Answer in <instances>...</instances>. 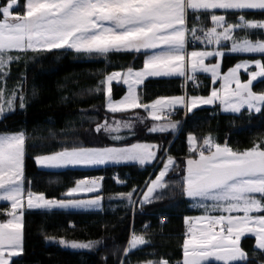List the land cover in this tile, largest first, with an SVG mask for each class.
Masks as SVG:
<instances>
[{
  "label": "snow or ice",
  "instance_id": "obj_1",
  "mask_svg": "<svg viewBox=\"0 0 264 264\" xmlns=\"http://www.w3.org/2000/svg\"><path fill=\"white\" fill-rule=\"evenodd\" d=\"M215 10H223L218 15ZM258 12L264 16V0H4L0 4V81H5L10 66L21 54L72 51L86 57L107 58L110 53L151 52L143 68L128 67L123 74L113 71L94 89L106 95V110L116 114L142 108L153 121L152 133L175 132L180 121L171 119L177 108L190 113L202 105L219 101L224 112L264 114V89L253 91V82H264V60H243L221 74V64H205V60L225 56L222 43L230 53L264 56V19H248ZM210 17L211 26L205 23ZM228 17H235L230 19ZM249 30H259L250 32ZM231 42L230 47L224 42ZM199 42L216 46L213 50H191L189 44ZM254 65V69L249 71ZM248 74L241 82L239 72ZM210 73L212 82L222 81L221 88H212L208 96L191 95L187 82L196 80V73ZM182 77L184 95L160 97L151 103L140 101L136 85L148 77ZM127 85V95L119 101L112 97V83ZM235 84V88L231 85ZM35 95V90H33ZM66 99V98H65ZM17 102L25 107L23 93H10L0 87V120L15 111ZM135 119L143 122L138 115ZM131 120L107 119L98 123L95 131H103L112 140L121 141L123 129H132ZM25 131L0 133V202H10L7 215L11 219L0 223V264H12L11 258L23 250V215L25 209H98L103 196L80 197L81 193H99L103 177L81 179L66 190L63 199L46 198L43 193L25 189ZM189 152L196 158L186 159L182 191L193 201V207L204 214L186 217V239L183 259L177 264H251L249 253L241 247V238H255L254 253L264 251V145L254 144L244 151H235L217 143L209 134L198 146L197 137L187 135ZM160 153L158 156L157 153ZM207 153V154H206ZM37 165L48 169L69 166H100L109 163L134 162L140 166H160L155 178L145 182L142 198H134L137 189L117 194L135 208L152 202L157 189L167 187L165 177L178 167L167 149L150 143H133L130 147H85L72 145L63 150L34 158ZM120 182V181H117ZM211 202V203H208ZM212 213H218L213 215ZM242 213V215H241ZM255 214V215H254ZM147 227V226H145ZM73 249H90L99 242L58 241ZM145 235L133 232L124 255L149 244ZM253 253V254H254ZM121 264H127L122 261ZM142 264H170L161 257L146 259Z\"/></svg>",
  "mask_w": 264,
  "mask_h": 264
},
{
  "label": "trees",
  "instance_id": "obj_2",
  "mask_svg": "<svg viewBox=\"0 0 264 264\" xmlns=\"http://www.w3.org/2000/svg\"><path fill=\"white\" fill-rule=\"evenodd\" d=\"M3 2L0 0V4ZM20 2L23 4L25 0ZM247 18L260 20L264 16L254 12ZM205 23L211 26L210 17ZM147 55L143 52H119L104 58L86 57L64 50L39 55L28 52L21 54V59L10 66L5 82L8 93L17 90L19 95L22 92L25 107L20 108L17 102L15 111L0 120V133H27L25 189L43 193L46 198L63 199L62 193L75 187L77 181L103 177L100 192L96 194L103 196L101 211H26L23 215V250L12 264H121L122 261L142 264L146 259L161 257L169 260L170 264H177L183 259L182 244L187 238L185 218L195 215L182 191L186 159L189 156L196 158L189 152L187 135H195L199 146L202 138L211 134L217 143L223 145L227 141L235 151L250 149L254 144L264 145V114H249L247 110L239 114H222L216 105L185 114L180 109L178 115L171 117L182 122L174 134L150 132L152 125L165 121H153L142 108L116 114L107 112L105 93L94 91L99 81L106 74L126 71L128 67L141 70ZM246 58L225 56L223 71ZM196 76L198 84L187 87L189 96H208L212 89L210 77L204 74ZM183 84L182 77L147 79L138 91V97L142 102L151 103L160 97L184 95ZM262 89V80L253 85V91ZM124 94L122 86H113V99L119 100ZM137 115L143 118V122L135 119ZM105 119L109 122L131 120L134 126L121 131L120 135L126 139L114 141L103 131H95L97 124ZM133 143H150L166 148L167 154L173 156L178 165L165 177L167 187L142 208L139 204L133 208L125 200H119L117 194L136 188L134 198H141L140 190L145 189L146 180L154 179L157 174L156 169L160 165L156 162L153 166L143 167L123 164L99 169L51 171L39 169L34 159L74 144L130 147ZM8 208L7 204L0 203V223L8 219ZM133 232L145 235L150 243L125 256L124 251ZM61 239L99 243L90 249H73L60 244L58 241ZM254 246L255 240L251 237L241 241V247L249 253L251 264H263L264 252L256 250L254 253Z\"/></svg>",
  "mask_w": 264,
  "mask_h": 264
},
{
  "label": "rangeland",
  "instance_id": "obj_3",
  "mask_svg": "<svg viewBox=\"0 0 264 264\" xmlns=\"http://www.w3.org/2000/svg\"><path fill=\"white\" fill-rule=\"evenodd\" d=\"M250 32H253V31H259V30H249ZM224 43H226L227 44V46L228 47H230V41L229 42H224ZM216 46H214V45H209V46H207V49H205V47H203V46H189V51H191V50H198V51H200V50H213L214 48H215ZM220 50H224L225 51V56H227V55H241V56H246L247 58L246 59H244V60H251L252 58H253V56H255V58H258V59H262V60H264V56H261L260 54H249V53H230V52H228L227 51V49L224 47V44L222 43V45L220 46ZM68 52H72V51H68ZM141 52H143V53H145L144 51H141ZM134 53H136V52H134ZM140 53V52H139ZM147 54L149 55L150 54V52H147ZM225 56L223 57V58H220V57H214V58H210V59H207V60H205V64H211V63H220L221 64V74H226L227 73V71H223V60H224V58H225ZM243 61V60H242ZM17 61H14L13 63H12V65L14 64V63H16ZM241 62V61H240ZM252 70H255L254 69V65H253V67L252 68H250L249 69V71H252ZM10 74V73H9ZM196 74H204V75H206V76H209L210 77V79H211V86H212V88H216L217 90H219L220 88H221V85H222V81L221 80H217L215 83H213L212 82V78H211V74L210 73H203V72H197ZM239 76H240V80H241V82H246L247 81V79H248V74L243 70V69H241L240 70V72H239ZM178 77V76H177ZM243 77H246V79H244ZM261 79L260 78H258V80L257 81H254L253 82V85L255 84V83H257L258 81H260ZM5 82H6V80L5 81H0V87H3L4 89H5V92H6V94L8 93V88H7V85L5 84ZM7 83V82H6ZM231 87L232 88H235V84H233V85H231ZM17 89H19V86H17ZM212 90V89H211ZM210 94H211V92H210ZM209 94V95H210ZM216 105H219V108H220V112L222 113V114H239V113H231V112H224L223 110H222V106L220 105V103H219V101H216V102H214V104H212V105H202V106H200V107H198V108H206V107H215ZM198 108H196V109H198ZM196 109H193V110H196ZM192 110V111H193ZM244 110H247V109H242V111H244ZM241 111V112H242ZM248 111V110H247ZM14 112V111H13ZM240 112V113H241ZM12 113V112H11ZM11 113H6L5 115H9V114H11ZM254 113V112H253ZM255 114H257V113H255ZM161 121V120H160ZM174 121H177V120H174ZM181 121H180V125H179V129H180V127H181ZM178 129V130H179ZM178 130L177 131H175V132H171V133H176V132H178ZM155 163V162H154ZM110 164V163H109ZM154 164H152V165H147V166H153ZM38 166V168L39 169H42V170H51V171H53V170H55V171H63V170H67V169H82V170H85V169H98V168H100V167H102V166H104V165H100V166H69V167H67V168H60V169H48V168H43V167H41V166H39V165H37ZM159 166V165H158ZM186 167V166H185ZM185 175H186V173H185ZM164 188H162V189H157L154 193H153V199H154V196L156 195V194H158L159 192H161L162 190H163ZM91 197H95L94 195H88V196H85V197H83V198H91ZM185 197H186V195H185ZM141 198H142V196H141ZM187 198V197H186ZM152 199V200H153ZM188 200H189V202H190V207H191V209L195 212V215L193 216V217H196V216H200V215H203L204 214V209H202V208H198V207H193L192 205H193V201H191L189 198H187ZM119 200H121V199H119ZM0 203H4V204H7L8 206H9V208H8V210H10V202H0ZM208 203H211V202H208ZM7 210V211H8ZM32 210H35V211H38V210H42V211H47V210H49V209H25L24 210V213L26 212V211H32ZM75 210H83V211H90V210H92V209H75ZM7 214V213H6ZM213 215H217L218 213H212ZM241 215H242V213H241ZM255 215V214H254ZM8 216V215H7ZM9 219H11V217H9L8 216V219L7 220H9ZM7 220L5 221V222H2V223H6L7 222ZM246 237H251V238H253L254 240H255V238L254 237H252L251 235H246V236H244V237H242L241 238V241L243 240V239H245ZM141 247V246H140ZM260 251V250H259ZM262 252H264V251H262ZM213 263H216V262H213ZM264 264V263H263Z\"/></svg>",
  "mask_w": 264,
  "mask_h": 264
},
{
  "label": "crops",
  "instance_id": "obj_4",
  "mask_svg": "<svg viewBox=\"0 0 264 264\" xmlns=\"http://www.w3.org/2000/svg\"><path fill=\"white\" fill-rule=\"evenodd\" d=\"M216 11V14H218V15H222V14H224V12H223V10H215ZM150 52V51H149ZM150 54H151V52H150ZM149 54V55H150ZM134 71H139V70H134ZM119 72H121L122 74L124 73V72H126V71H119ZM151 78H159V77H148V78H146L144 81H143V83L142 84H139V85H136V92H137V95H138V91L144 86V83H145V81L147 80V79H151ZM113 86H122L124 89H125V94L124 95H127V91H128V88H127V85H125V84H123L122 82L121 83H117L116 81H113V83H112V90H113ZM105 97H106V95H105ZM123 98V97H122ZM121 98V99H122ZM115 100V99H114ZM120 100V99H119ZM119 100H115V101H119ZM177 109H179V108H177ZM129 110H131V109H129ZM123 164H137V165H139L138 163H134V162H129V163H121V164H113V163H110V164H106V165H104V166H102V167H100V168H103V167H107V166H113V165H123ZM147 166V165H146ZM99 169V168H98ZM53 171H55V170H53ZM96 194L97 193H81L80 194V197H85V196H88V195H94V196H96ZM103 209V200H102V205H101V207L100 208H98V209H92V210H90V211H101ZM48 212H52V211H83V210H75V209H51V210H47ZM21 254V253H20ZM19 254V255H20ZM18 256V255H17ZM17 256H13L12 258H11V260H13L15 257H17Z\"/></svg>",
  "mask_w": 264,
  "mask_h": 264
},
{
  "label": "built area",
  "instance_id": "obj_5",
  "mask_svg": "<svg viewBox=\"0 0 264 264\" xmlns=\"http://www.w3.org/2000/svg\"><path fill=\"white\" fill-rule=\"evenodd\" d=\"M194 44H201V43H199V42H195ZM194 84V85H196L197 84V79L195 80V82H193V81H188L187 82V87H188V84ZM180 112L179 111H176L175 110V112L172 114V116H176V115H178ZM171 116V117H172ZM186 232H187V226H186V230H185V234H186ZM186 236V235H185Z\"/></svg>",
  "mask_w": 264,
  "mask_h": 264
}]
</instances>
